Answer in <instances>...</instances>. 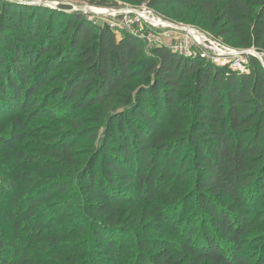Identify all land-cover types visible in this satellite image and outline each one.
<instances>
[{"label": "trees", "instance_id": "trees-1", "mask_svg": "<svg viewBox=\"0 0 264 264\" xmlns=\"http://www.w3.org/2000/svg\"><path fill=\"white\" fill-rule=\"evenodd\" d=\"M81 1L109 6L105 0ZM133 2L156 11L174 9L176 15L195 10L196 16L182 20L232 37L237 47L264 52V0ZM58 70L65 72V85L53 97L62 95L63 107H98V124L109 123L107 137L99 149L92 148L98 153L88 148L87 158L81 157V134L92 124L87 116L44 147L49 159L43 169L33 166L40 161L32 153L17 152L20 166L34 169L15 172V181L1 190L16 186L21 194L16 201L11 194L0 221V250L11 249L13 257L0 256V264H44L33 257L36 252L54 254L51 264H91L82 241L92 237L103 246V258L121 264L123 232L117 246L114 240L123 204L148 213L156 205L153 212L160 213V203L176 192L172 187L191 175L211 227L205 224L208 232L198 237L185 228L181 243L162 241L161 253L141 257L140 264H253L244 252L259 219L250 210L264 200V66L257 57L249 56V71L229 70L165 46L148 48L139 34L119 38L70 6L0 0V124L8 118L21 122V111L30 119L40 117L39 94ZM184 147L190 166L177 159ZM254 193L259 201L251 197ZM53 209L55 215L46 218ZM76 209L86 222L77 229L65 227ZM177 223L172 226L180 231L183 223ZM161 224L157 218L153 223ZM22 230L28 239L20 246ZM75 230L84 237L79 236L77 253H69L65 237ZM256 264H264V252Z\"/></svg>", "mask_w": 264, "mask_h": 264}, {"label": "rangeland", "instance_id": "rangeland-1", "mask_svg": "<svg viewBox=\"0 0 264 264\" xmlns=\"http://www.w3.org/2000/svg\"><path fill=\"white\" fill-rule=\"evenodd\" d=\"M21 2L22 4L27 5H36L38 7H59L60 5L70 6L72 11H79L84 13L87 18L100 26H108L112 29V31L117 35V37H121L129 33H135L141 35L140 37L147 41V47L150 48L154 43V37L157 41H160L162 36L169 30L166 28H155L152 26L150 22L144 19V17L148 16L150 10H148L145 4H134L133 0H105L109 3L108 7H98L95 5H91L88 1L81 0H16ZM144 5V6H143ZM99 9L100 14L93 13L90 9ZM103 10H106L105 12ZM152 10V9H151ZM195 10L189 12L188 14L182 13L176 15L174 13V9L169 12H162L152 10L153 15L148 18H161L168 21H174L177 23H187L192 26L199 27L201 30L205 32H211L210 28L205 26L203 23L194 22L193 19L189 20V22H185L186 20H182L185 15L196 16ZM103 13V14H102ZM201 16V15H200ZM199 17V16H198ZM170 31V30H169ZM218 40L223 42L225 45L231 47L232 49H236L241 51V53L245 52V50L256 51L261 57L264 59V52L258 50L256 47H252L250 49H245L241 47L235 46L236 40L232 37L224 38L221 36H217L216 33L211 32ZM148 38L152 40H148ZM253 56L259 57L255 54ZM237 59H247V54L242 56L239 54ZM242 60V68L245 66L249 67L248 62L246 63ZM260 60V59H259ZM217 65V64H216ZM219 66V65H218ZM264 66V64H263ZM228 68L231 67L229 65L221 66ZM65 76L64 70H58L52 72V76L50 77L46 83V87L39 94L41 105L44 108L42 111V115L36 119L27 118L26 112H18V114L24 119L21 122H16V118H8L3 120L1 123V128H3L2 133H0L1 141L3 144L2 150H0V221L3 223L2 215L7 210L5 207H8L10 204V196L13 194V199L16 201L19 195L21 194L20 188L14 186L7 193L1 192L2 189H6L10 187L12 181H15L14 173L22 170V169H34L33 166L42 167L43 163L46 162L49 158L46 156L44 147L51 142L53 138L56 136H62L65 134L63 130H72L76 126V119L80 120L85 119L87 116L89 120L91 119L92 124H90L87 130L81 134L82 144L79 145L78 149L81 157L87 158L89 150L92 151L93 147L99 149V146L102 144L103 140L107 137V132L109 128V123L107 120H103L98 124L97 121L99 117L98 107H90L85 109H78L76 106L62 105V95L53 97L54 90H60L61 87L65 85L64 82H61V79ZM51 107V108H50ZM50 108V109H49ZM90 123V122H89ZM73 133L78 134V131L73 130ZM80 133V132H79ZM15 134V137L12 138V135ZM96 135V139L93 140L92 136ZM21 138V139H20ZM64 138V136H62ZM93 150L94 153H98L99 150ZM188 149L184 147L179 153L177 159L179 161L186 162L187 165H192V157H185ZM25 152L32 153L34 159H39L40 164L34 163L29 164V166H20L23 162H19V158L17 156V152ZM189 155V154H188ZM19 162V164H18ZM177 169V167H176ZM41 174V173H40ZM194 180L191 175L188 178L187 182L182 184L176 183L174 187H172L171 191L174 194H169L166 196L164 201L160 203V207H162V211L160 213H154L153 211L156 208V205L153 206L151 213L145 212L142 208L134 207L132 203L123 204V215L124 217L121 219L119 226L116 227L114 240L115 245L117 246V242L119 239L121 240V231L124 234L125 245L122 247V259L121 264H140V258L145 256L146 258L152 257L155 258L158 254L161 253L162 247H160L162 241H171L173 243H181L182 237L181 234L185 228H189V231L193 230V233L198 237L200 235H205L208 231L205 229L204 225H210L209 215L206 213L204 208H201V204H199L197 195L194 192ZM251 197H254L256 201H259V194H252ZM182 199V200H181ZM186 199V201H184ZM12 204L14 202L12 201ZM145 205V204H143ZM11 208V207H10ZM15 208V206H13ZM26 206L24 207L25 210ZM238 210V208H236ZM251 216L255 217L256 220L255 227L249 231L247 236L249 247L245 250L244 254L250 255L253 264H256L261 255L264 252V200H260V205L258 208L254 210H250ZM55 215V210H49L48 216L46 218H51ZM84 213L82 210H74L71 212L70 220L64 222V226H68L69 228H76L78 223H85ZM172 218L169 219L168 217ZM133 218V220H132ZM157 219H161L162 224L154 226L153 223ZM21 220V216L18 218ZM172 223L179 222L183 223L181 226V230L177 231L174 229ZM0 222V225H1ZM192 227V228H191ZM195 227V228H193ZM77 229V228H76ZM191 229V230H190ZM23 235L22 242H20V246L23 244L25 239V231L19 232ZM74 236L65 237L66 245L69 247L67 252L72 253L79 250V246L77 245V241L83 235L78 233V230L73 231ZM87 240L89 239V232L86 234ZM28 239V236H27ZM9 240V239H8ZM145 244H144V242ZM158 245L154 246L155 242ZM221 241L224 243V239L221 238ZM96 242V243H95ZM155 244V245H156ZM82 245L85 249L88 250L87 260L92 261L91 264H114V260L106 259L104 257V250L102 249V245H99L96 240L90 238V241H82ZM226 245V243L224 244ZM83 248V250H84ZM11 249H7L6 251L0 250V256H5L10 259L13 258L9 253ZM85 251V250H84ZM37 253V252H36ZM36 253L33 254L34 258H37L41 263L51 264L50 257L56 259L54 254H46L38 256ZM87 255V254H86ZM74 257V256H73ZM84 258V257H83ZM81 261L82 258L80 257ZM98 259V260H97ZM52 260V259H51ZM73 261L70 262L72 264ZM186 263V262H185ZM38 264V263H36Z\"/></svg>", "mask_w": 264, "mask_h": 264}, {"label": "built area", "instance_id": "built-area-1", "mask_svg": "<svg viewBox=\"0 0 264 264\" xmlns=\"http://www.w3.org/2000/svg\"><path fill=\"white\" fill-rule=\"evenodd\" d=\"M147 8L150 11L148 13V16L144 17L145 20L150 22L155 28L163 27L170 30H168L165 35L162 36L160 41H157L155 36H153L155 45L168 47L173 52L178 53L179 55H182L184 57L201 58L205 61L212 62L219 66L229 65L231 69L235 71H249V67L247 66H245V68H242L241 61L244 59H237V56L239 54H242V56L247 54V59L244 61L246 63L248 62V64L249 56L252 54L257 55L262 64H264L263 57H261V55H259L256 51L245 50V52L241 53V51L232 49L231 47L225 45L223 42L218 40L211 32H205L199 27L192 26L184 22L177 23L172 20L168 21L161 18H148L153 15V9L151 10V8H149L148 6ZM148 40L152 39L148 38Z\"/></svg>", "mask_w": 264, "mask_h": 264}, {"label": "bare ground", "instance_id": "bare-ground-1", "mask_svg": "<svg viewBox=\"0 0 264 264\" xmlns=\"http://www.w3.org/2000/svg\"><path fill=\"white\" fill-rule=\"evenodd\" d=\"M91 10V12H93V13H97V14H100L101 12H100V10L99 9H97V8H93V9H90ZM104 12L106 11V10H103ZM103 14V13H102Z\"/></svg>", "mask_w": 264, "mask_h": 264}, {"label": "water", "instance_id": "water-1", "mask_svg": "<svg viewBox=\"0 0 264 264\" xmlns=\"http://www.w3.org/2000/svg\"><path fill=\"white\" fill-rule=\"evenodd\" d=\"M91 11V10H90Z\"/></svg>", "mask_w": 264, "mask_h": 264}]
</instances>
